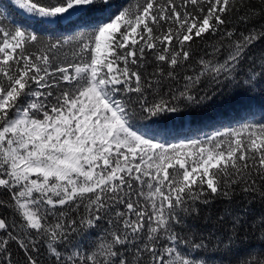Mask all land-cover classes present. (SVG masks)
<instances>
[{
  "label": "snow or ice",
  "instance_id": "snow-or-ice-1",
  "mask_svg": "<svg viewBox=\"0 0 264 264\" xmlns=\"http://www.w3.org/2000/svg\"><path fill=\"white\" fill-rule=\"evenodd\" d=\"M261 20L264 0L0 4V264H233L249 233L238 264H264Z\"/></svg>",
  "mask_w": 264,
  "mask_h": 264
},
{
  "label": "trees",
  "instance_id": "trees-1",
  "mask_svg": "<svg viewBox=\"0 0 264 264\" xmlns=\"http://www.w3.org/2000/svg\"><path fill=\"white\" fill-rule=\"evenodd\" d=\"M4 3H7V0H0V4H4ZM251 3L255 5L257 8L259 7V0H251ZM260 22L264 23V20H261ZM204 86L210 88L216 87L215 85H207V84H205ZM204 131L210 132L212 131V129L211 128L204 129ZM237 200H239V197H237ZM241 203L244 204L247 203V201H242ZM225 207H226L225 202L217 201L210 208H205L204 214L207 215L209 212H211L212 216L215 217L220 215L224 211ZM250 208H251L250 218L252 215H257L260 212L264 211V208H262L261 205H259L256 202H253L250 205ZM0 212H3V209H0ZM198 224L202 226L204 224V221L201 220L198 222ZM260 245H261V241L259 239V233H249L248 236L244 237V242L242 244L237 245L234 253L232 254L231 257H229V259L233 261V264H238L240 259L246 258L249 252H251L254 248H259Z\"/></svg>",
  "mask_w": 264,
  "mask_h": 264
}]
</instances>
